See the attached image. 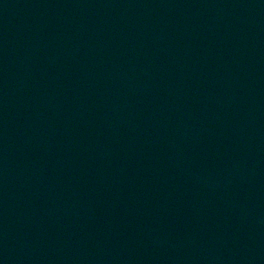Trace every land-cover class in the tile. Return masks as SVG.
Here are the masks:
<instances>
[{
  "label": "water",
  "instance_id": "1",
  "mask_svg": "<svg viewBox=\"0 0 264 264\" xmlns=\"http://www.w3.org/2000/svg\"><path fill=\"white\" fill-rule=\"evenodd\" d=\"M0 264H264V0H0Z\"/></svg>",
  "mask_w": 264,
  "mask_h": 264
}]
</instances>
